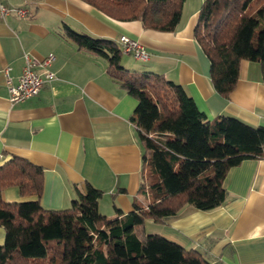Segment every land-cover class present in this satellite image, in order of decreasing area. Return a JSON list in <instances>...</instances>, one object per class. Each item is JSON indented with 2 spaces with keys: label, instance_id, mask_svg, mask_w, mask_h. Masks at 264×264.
Here are the masks:
<instances>
[{
  "label": "crops",
  "instance_id": "obj_1",
  "mask_svg": "<svg viewBox=\"0 0 264 264\" xmlns=\"http://www.w3.org/2000/svg\"><path fill=\"white\" fill-rule=\"evenodd\" d=\"M205 0H185L173 32L146 30L140 22L114 20L80 0H0L27 9L30 16H0V166L12 158L27 160L43 171L39 202L45 209L71 206L89 183L103 192L101 214L117 217L146 207L138 191L142 147L131 122L136 100L112 81L106 61L78 50L64 37L65 27L93 38L117 42L122 35L141 43L147 61L121 53L129 70L162 75L180 85L208 123L233 117L264 127V82L260 65L243 60L234 90L225 98L214 89L210 63L194 38ZM25 55L54 59V80L23 102L10 103L5 70L17 84ZM41 74L43 70L36 67ZM225 202L211 211L184 205L157 224L153 234L197 251L207 264H264V147L259 158L230 169ZM78 191V192H77ZM6 202H20L16 188L2 192ZM0 228V235H3ZM3 239L0 238V245Z\"/></svg>",
  "mask_w": 264,
  "mask_h": 264
},
{
  "label": "trees",
  "instance_id": "obj_2",
  "mask_svg": "<svg viewBox=\"0 0 264 264\" xmlns=\"http://www.w3.org/2000/svg\"><path fill=\"white\" fill-rule=\"evenodd\" d=\"M120 21H138L146 30L173 32L185 0H80ZM64 37L78 50L102 57L113 82L137 102L131 122L141 154L138 193L146 207L108 218L98 210L103 192L89 183L71 206L45 209L42 168L21 158L0 166V264H207L159 234H146V219L161 222L184 206L199 211L220 207L225 178L243 160L259 158L264 127L219 116L208 123L185 90L160 74L129 70L120 63L117 42L93 38L67 27ZM194 38L210 63L216 92L228 98L240 63L256 62L264 82V0H205ZM16 188L20 202H6L2 192ZM91 244V248H90Z\"/></svg>",
  "mask_w": 264,
  "mask_h": 264
},
{
  "label": "built area",
  "instance_id": "obj_3",
  "mask_svg": "<svg viewBox=\"0 0 264 264\" xmlns=\"http://www.w3.org/2000/svg\"><path fill=\"white\" fill-rule=\"evenodd\" d=\"M10 14H14L18 18H26L30 16L27 9L7 7L0 4V16L6 17ZM117 43L123 53L131 54L137 60L147 61L150 57L149 53L141 43L130 39L125 35L120 36ZM53 59V55H48L42 60H37L25 55L24 67L16 85L12 84L9 68H7L5 70V80L9 102L13 104L28 100L36 96L46 83L54 80V73L50 70V65ZM37 66L43 70L41 74L36 70Z\"/></svg>",
  "mask_w": 264,
  "mask_h": 264
},
{
  "label": "rangeland",
  "instance_id": "obj_4",
  "mask_svg": "<svg viewBox=\"0 0 264 264\" xmlns=\"http://www.w3.org/2000/svg\"><path fill=\"white\" fill-rule=\"evenodd\" d=\"M109 218H112V217H109ZM156 225H157V224H155L154 221L149 220V219H146L145 222H144V232H145L146 234H153L154 232H157V231H156V228H157ZM0 228H1V227H0ZM1 230L3 231L2 228H1ZM3 237H4V233H3L2 236L0 235V238L3 239ZM90 248H91V244H90Z\"/></svg>",
  "mask_w": 264,
  "mask_h": 264
}]
</instances>
